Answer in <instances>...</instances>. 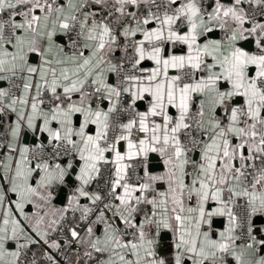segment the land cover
Here are the masks:
<instances>
[{
	"label": "snow or ice",
	"instance_id": "obj_1",
	"mask_svg": "<svg viewBox=\"0 0 264 264\" xmlns=\"http://www.w3.org/2000/svg\"><path fill=\"white\" fill-rule=\"evenodd\" d=\"M8 113L0 264H264V0H0Z\"/></svg>",
	"mask_w": 264,
	"mask_h": 264
},
{
	"label": "crops",
	"instance_id": "obj_2",
	"mask_svg": "<svg viewBox=\"0 0 264 264\" xmlns=\"http://www.w3.org/2000/svg\"><path fill=\"white\" fill-rule=\"evenodd\" d=\"M221 35H222V33L217 31L214 38H219ZM179 47H182V46H179ZM179 47H177V49H176L177 52H179ZM253 49H254V45H253ZM151 66H152V64H151L150 61H146L145 64H144V67H151ZM110 81H112V76L110 77ZM145 107H146V105H145ZM14 120H15V114L14 113H8L7 115L0 116V124H2L1 128L5 131L7 129V127H8V125L11 122H13ZM40 134H42V133H40V132L33 133L31 130L25 129V131L22 133V143L27 144L29 146H33V145H35V143H39L40 142L39 141ZM43 134H46V133H43ZM46 136H47V134H46ZM44 143H46V142H44ZM125 149H126V145L122 144L121 145V150L123 151ZM151 155H155L158 158V161H157L158 163H156V162H154V163L160 164V166H161L160 168L152 169L151 171L153 172V174L162 173L165 170L164 167H163L162 158H160L158 156V154H155V153L150 154V156ZM79 163L80 162L77 160L76 161L75 171L69 177L66 178V185H62V186H67L63 202L62 203H58V202H55V200L53 201V203L55 204L56 207H65V206H67V199L73 193L75 187L78 184V181H76L75 176L79 173ZM152 165H153V162H151V166ZM99 181H100V178L98 177L96 180H94L89 185L88 190L90 192L91 191H97V185H98ZM60 187L61 186L57 187L56 192L59 191ZM163 187H166V185H164ZM81 202L85 203V204L88 203L86 198H81ZM147 209L150 210V206H147ZM26 210L31 212L34 209H32L31 206H29ZM78 216H79V213H76V217L77 218H78ZM263 218H264V216H257V217L254 218V219H256L259 222L257 224L258 227L262 226ZM69 221L71 222L72 218ZM226 226H227V218L226 217H215L213 219L212 227H213V231L214 232L221 231ZM80 228L81 229L84 228L82 223L80 225ZM171 240H172V234L170 232L165 231L164 232V239L162 240L161 243H162L163 246H165L164 247V254L166 255V257H170L171 256V247H170ZM35 247H36V245H33L31 247V250H33ZM46 247H47V245H46ZM73 257H74V253H72L71 255L68 256V258H70V259L73 258ZM41 264H44V260L41 261Z\"/></svg>",
	"mask_w": 264,
	"mask_h": 264
},
{
	"label": "built area",
	"instance_id": "obj_3",
	"mask_svg": "<svg viewBox=\"0 0 264 264\" xmlns=\"http://www.w3.org/2000/svg\"><path fill=\"white\" fill-rule=\"evenodd\" d=\"M115 81V77L114 75L112 76V82ZM6 86V85H5ZM4 130L0 127V132H3ZM35 145H33L34 147ZM107 167H111L110 165L107 166ZM137 171L139 172L140 175H142V172H140L139 169H137ZM109 175V173L105 170L104 167H102V170H101V176L99 177L100 178V181L97 185V190H103V191H106V188H105V179L107 178V176ZM244 201L243 200H240L239 201V204L240 205H243ZM236 211H239V209H236ZM72 218V214L71 212L68 214V217H67V221L70 223V219ZM94 219V217H93ZM83 226L84 223H82ZM262 225H264V218H263V222H262ZM53 238H55L56 235H58L57 233H53ZM66 235V233L64 234ZM62 246H63V250L62 251H57V250H50L53 255L56 256L57 260H59L61 262V264H66V257H68L69 255H71L72 253H75V250H76V245H72L71 248H69V245L67 243L64 242V239H63V235L61 236V240H60ZM41 249H47L46 245L43 244V241H41L39 244L36 245V247L33 249V250H30L29 253H28V256L31 257L33 253H36V252H39ZM42 261V260H41Z\"/></svg>",
	"mask_w": 264,
	"mask_h": 264
},
{
	"label": "water",
	"instance_id": "obj_4",
	"mask_svg": "<svg viewBox=\"0 0 264 264\" xmlns=\"http://www.w3.org/2000/svg\"><path fill=\"white\" fill-rule=\"evenodd\" d=\"M39 141H40V142H41V141H43V142H47V136H46V134H43V133L40 134ZM150 161L153 162V165L151 166V170H152V169H158V168L161 167L160 164H156V163H158V162H157V161H158V158H157L155 155H151V156H150ZM154 162H156V163H154ZM66 188H67V186H61V187H60V189H59L58 192L61 193V195H59V196L57 197V199L55 200V202H58V203H62V202H63L64 196H65Z\"/></svg>",
	"mask_w": 264,
	"mask_h": 264
}]
</instances>
